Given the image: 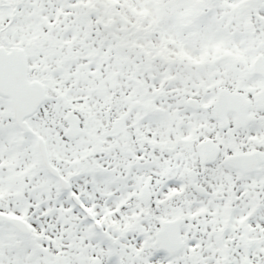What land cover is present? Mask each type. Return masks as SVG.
<instances>
[{"label":"snow or ice","instance_id":"snow-or-ice-1","mask_svg":"<svg viewBox=\"0 0 264 264\" xmlns=\"http://www.w3.org/2000/svg\"><path fill=\"white\" fill-rule=\"evenodd\" d=\"M0 264H264V0H0Z\"/></svg>","mask_w":264,"mask_h":264}]
</instances>
